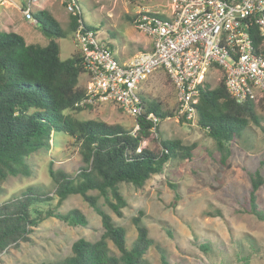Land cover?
<instances>
[{
  "label": "rangeland",
  "instance_id": "374dc122",
  "mask_svg": "<svg viewBox=\"0 0 264 264\" xmlns=\"http://www.w3.org/2000/svg\"><path fill=\"white\" fill-rule=\"evenodd\" d=\"M27 0H0V30L22 35L26 43L45 44L47 35L41 32L37 21L25 18ZM68 0H38L30 10L39 15L47 10L64 30L65 36L57 40L61 59L79 51L68 30ZM84 23L97 41L111 46L114 58L121 62L123 56H131L150 46L149 39L139 33L125 15L132 16V0H77ZM45 35V36H44ZM84 74L79 85L84 87ZM221 80L219 74L207 77L210 87ZM141 95L149 101L161 104L163 110L174 111L175 92L169 79L162 72L154 73L143 85ZM257 110V109H256ZM264 126V109L257 110ZM78 119H97L106 123H119L132 127L134 118L122 112L110 101H99L74 114ZM162 138L178 140L181 145H193L192 160L171 159L159 174L136 188L122 183L119 191L126 200L121 217L115 216L105 205L103 198L98 205L112 218L115 225L124 230L128 248L136 237L131 220L140 216V225L163 251L168 264H264V221L248 213L242 206L250 189L249 172L259 170L264 176V131L251 125L245 134L229 144L230 155L224 161L214 142L196 121H181L168 117L158 122ZM157 135V133H156ZM152 136L155 134L152 132ZM158 151L157 141L144 142ZM32 168L29 177H8L0 183V203L19 195L28 186L51 191L53 182L48 174L49 166L73 174L81 165L77 148L62 133H53L47 150L32 154L27 160ZM95 194V191H91ZM40 203L58 212L80 210L87 224L72 226L49 217L34 226L28 241L7 246L0 253V264H42L56 262L71 254V244L79 238L97 240L102 234L99 215L79 196L71 195L60 205L57 196ZM256 204L264 210V184L259 187ZM208 244L209 250L200 249ZM149 264H161L155 247L147 250Z\"/></svg>",
  "mask_w": 264,
  "mask_h": 264
},
{
  "label": "trees",
  "instance_id": "16d2710c",
  "mask_svg": "<svg viewBox=\"0 0 264 264\" xmlns=\"http://www.w3.org/2000/svg\"><path fill=\"white\" fill-rule=\"evenodd\" d=\"M75 3L67 24L72 35L79 27L83 32L91 30L84 23L77 0ZM38 13L31 11L39 30L49 33L44 35L45 44L26 43L22 35L0 30V183L10 176L29 177L32 168L27 160L32 154L47 150L55 132L71 139L81 165L73 174L49 166L48 174L54 186L51 191L28 186L19 195L0 203V253L9 245L28 241L32 228L49 217L72 226H85L87 221L76 208L58 212L39 206L52 200L50 194L57 196V205L71 195H79L99 215L102 234L95 241L76 239L69 256L42 264H149L145 255L151 247L159 252L160 263L168 264L161 248L140 225L139 215L131 220L136 237L128 248L124 230L114 224L97 201L103 198L111 212L121 217L126 200L119 191L120 184L140 188L153 175L161 173L169 160H192L193 145L184 146L178 140L160 135L158 122L174 117L175 109L163 110L159 102L149 101L138 93L143 112L135 118L139 126L135 132L133 125L129 128L119 123L76 118L74 114L90 107L76 105L85 97V87L79 85V76L85 74L82 55L75 51L71 57L61 59L57 40L65 32L47 10L41 9ZM125 18L133 24L134 16L125 15ZM196 108V124L214 142L221 162L230 155L229 144L245 134L251 125L264 131L257 112L264 106L253 101L236 102L222 80L214 87L206 83L200 88ZM147 113L157 119L155 137L150 131L153 122L146 119ZM153 140L160 145L158 151L142 145ZM138 147H141L139 152ZM248 175L250 189L241 206L264 221V210L256 204L257 190L264 184V176L259 170ZM199 247L209 250L208 244L202 243Z\"/></svg>",
  "mask_w": 264,
  "mask_h": 264
},
{
  "label": "built area",
  "instance_id": "2783aa9c",
  "mask_svg": "<svg viewBox=\"0 0 264 264\" xmlns=\"http://www.w3.org/2000/svg\"><path fill=\"white\" fill-rule=\"evenodd\" d=\"M69 12L76 7L68 0ZM133 24L150 48L118 62L92 30L79 27L73 41L82 55L85 97L76 105L110 101L134 118L143 112L138 88L162 72L175 92V117L193 123L199 90L207 77L220 75L227 93L238 103L264 106V0H132ZM27 0L24 15L36 22ZM150 129L156 136L157 119ZM144 143V142H143ZM141 147L137 148L139 152Z\"/></svg>",
  "mask_w": 264,
  "mask_h": 264
},
{
  "label": "crops",
  "instance_id": "0c3cea01",
  "mask_svg": "<svg viewBox=\"0 0 264 264\" xmlns=\"http://www.w3.org/2000/svg\"><path fill=\"white\" fill-rule=\"evenodd\" d=\"M33 11V10H32ZM34 13V12H33ZM70 37L72 38V34H70ZM141 47L142 50H139V51H145V50H148L150 48V46L148 48H143L142 46H139V48ZM137 51V52H139ZM132 56V55H131ZM130 57V56H129ZM128 56H123V59L122 60H126L127 58H129ZM85 75V74H84ZM86 77V75H85ZM87 80V79H86ZM146 82V81H145ZM145 82H142L140 85H139V88H138V92L141 93L140 91H142L143 89V85Z\"/></svg>",
  "mask_w": 264,
  "mask_h": 264
},
{
  "label": "water",
  "instance_id": "95a60500",
  "mask_svg": "<svg viewBox=\"0 0 264 264\" xmlns=\"http://www.w3.org/2000/svg\"><path fill=\"white\" fill-rule=\"evenodd\" d=\"M44 33H46V34H47L46 36H49V33H48V32L44 31Z\"/></svg>",
  "mask_w": 264,
  "mask_h": 264
}]
</instances>
